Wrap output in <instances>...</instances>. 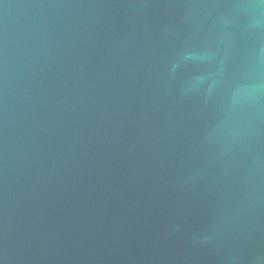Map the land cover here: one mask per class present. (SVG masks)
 <instances>
[{
  "label": "water",
  "instance_id": "1",
  "mask_svg": "<svg viewBox=\"0 0 264 264\" xmlns=\"http://www.w3.org/2000/svg\"><path fill=\"white\" fill-rule=\"evenodd\" d=\"M0 264H264V0H0Z\"/></svg>",
  "mask_w": 264,
  "mask_h": 264
}]
</instances>
